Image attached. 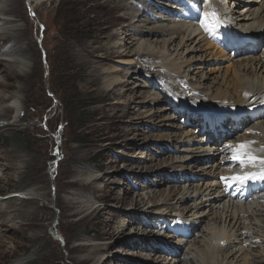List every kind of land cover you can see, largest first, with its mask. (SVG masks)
Here are the masks:
<instances>
[{"label":"rangeland","instance_id":"374dc122","mask_svg":"<svg viewBox=\"0 0 264 264\" xmlns=\"http://www.w3.org/2000/svg\"><path fill=\"white\" fill-rule=\"evenodd\" d=\"M0 1V103L18 98V116H23L19 122L14 121L11 113L0 117V199L14 191H24L28 196H17L26 198L22 210L43 213L40 220L45 219L42 226L17 230L27 221L17 220L15 214H11L9 237H5L6 254H0V264H127V259L131 264H145L141 257L149 255L154 256V260L159 256V259L175 260L173 253L179 252L165 243L172 242L167 238L171 237L169 232L164 234L158 219L148 218L149 215L142 212H154L157 209L154 203L171 201L173 197L163 198L176 187L180 189L190 182L187 179L192 174L188 171L183 178H177L168 169L175 158L185 155L180 144H170L169 134L177 132L167 125L178 126L182 120L176 110L175 113L164 110L165 102L161 104L156 100L160 98L157 86L149 84L154 74L161 72L160 80L164 71L151 65L150 60L134 58L133 62L140 60L150 69L140 72L136 80H129L137 70L125 65V59L116 58L121 49L117 46L124 44L130 43L125 50L134 53L137 39L129 42L122 34L127 31L137 34L136 29L145 25L146 18L155 15H151L153 11L161 15L157 9H163L164 0H143L136 7L124 10L115 6L116 0ZM145 1L146 4H142ZM3 6L6 12H14L1 11ZM144 8L148 9L143 19ZM6 14L9 23L4 20ZM113 34L118 38L113 41L117 42L115 48L110 47ZM164 40L170 41L160 36L148 42H158L152 45L158 50L162 49ZM20 49L26 54V67L22 68L26 76L19 72L20 66L6 61L16 58L14 55H19L15 53ZM107 56L113 57L105 61ZM225 66L228 65L225 63L220 68ZM186 75L192 79L191 83L199 78L194 67L189 68ZM113 76H120L123 82L128 80L130 90L121 86L111 92L104 90L101 79ZM205 79L211 86L209 78ZM167 80L170 82L171 78ZM198 83L204 85L201 81ZM20 87L25 89L24 96L18 92ZM186 89L190 91V87ZM154 101L158 104H152ZM172 115L175 120H170ZM195 130L197 128L186 129ZM114 189L118 194L128 190L131 199L139 202L142 198L144 205L128 207L130 200L127 197L125 200V196L116 199ZM137 194L138 197L134 196ZM153 194L155 199L152 200ZM191 204L184 202L180 209ZM132 213L142 218L131 223L127 217ZM170 223L168 220L165 224L174 225ZM206 224L207 221H202L198 229ZM121 225L126 235L132 233L136 237L133 243H138L137 248L127 250L122 246L121 235L113 237ZM196 231L190 240L196 239ZM142 233H153L148 236L166 245H156L159 253L153 255L151 249H143L141 240L146 242L147 239ZM103 243L107 246L102 251L100 244ZM247 247L248 244L244 248ZM250 249L249 261L259 264L261 250ZM84 257L91 260L79 263Z\"/></svg>","mask_w":264,"mask_h":264},{"label":"bare ground","instance_id":"6f19581e","mask_svg":"<svg viewBox=\"0 0 264 264\" xmlns=\"http://www.w3.org/2000/svg\"><path fill=\"white\" fill-rule=\"evenodd\" d=\"M127 1L116 0L117 3L115 6L124 10L125 8H130V6L136 7L138 4H141L140 2L143 0ZM164 1L170 2L171 0ZM146 2L147 1L142 4H146ZM152 4L156 5L157 3L153 2ZM162 4L165 9L164 13H166L169 6L166 3ZM222 8L225 10L228 17L232 19L233 27H236L245 34H250L257 39L261 38L264 40V0H223ZM6 9L7 8L3 6L1 11L5 10L6 12ZM146 9L148 8H144V12H142L143 19ZM12 12H14V10H9L6 13ZM153 14H155L156 19L146 18L147 21L144 22L145 25H142L138 30L136 29L137 34L130 33V31L122 34V37L129 42L137 39L133 46L134 53L125 50L126 46H131L130 43L129 45L124 44L123 46H117V42L113 43V41L118 39L117 36L115 34L111 35L110 43L112 41L113 45L110 47H121V51L119 50L117 54L118 57L116 58L125 59V62L123 61L125 65L132 66L135 68L134 70H137L135 74L130 75V77L128 76L129 80H136L135 77L140 75V72L147 71L149 67L142 64V61H152L151 65L165 72L160 80V75L158 74L161 72H158L157 75L154 74V79L149 80V84L153 87L155 84H162L161 91L163 95H161L160 92L158 93L160 97L156 99L159 101L158 103L163 104L164 102H168V97L163 92L181 98V103L183 105L181 109L185 107L186 101L195 103L196 107L202 109L201 113H210L211 115L216 113L219 115V119L216 121L220 126L222 125V120L228 116L226 112L232 111L242 116L247 113L249 109H253L264 103V50H261L260 53L252 55L251 57L232 59L229 54L224 53L222 50L217 49L210 42L206 41L204 37L198 34L197 30H192L189 26L175 24L165 16L156 15V12ZM5 16H7V18L4 19L5 22L9 23V15L6 14ZM126 16L122 17L124 21L126 20ZM137 17L141 16H136V18ZM136 21L138 22V20ZM13 22L15 23V20ZM134 24L135 22L132 21V26ZM150 25L153 26L149 27ZM145 26L148 27L146 28ZM121 33H123V31ZM160 36H164L170 39V41H162V49L159 48L157 50V48L152 45L158 42L148 41ZM17 39L20 40L19 36ZM10 53H13V51ZM15 54H19L14 56H20V59L16 57L17 59L12 58L10 61H6L20 66L19 72H21L23 76H26L27 74L22 69L23 66H25L26 54L22 52V49ZM111 57L113 56H107V58L103 59L108 61ZM134 58L142 59V61L137 60L133 62ZM225 63L228 66L220 68V66ZM212 65H215V68H212ZM191 67H194V71H196V74L199 76L197 79L198 81L194 80L195 83H191L192 79H188V75H186L187 70ZM113 73H116V71ZM116 74L118 75L119 73ZM206 77L212 82L211 86L208 85L209 82L205 79ZM166 78H171V81L169 82ZM101 80L104 85V90L108 89V92L113 91L118 86L130 90V84H128V86L126 84L129 83L128 80L123 82L120 76L105 77ZM176 80H184V85L190 87V90L198 94V96L192 95L190 92H187L190 94V96H187L184 90L185 86L181 85ZM199 81L204 85L201 86L198 83ZM144 85L146 86L147 84L144 83ZM166 85H168L169 88ZM172 88H174L175 91H172ZM18 92H21L24 96L25 89L20 87ZM236 95L237 97H235ZM19 102L18 98L13 97L12 100L3 102L2 104L0 103V117H7V114L11 113L13 114L12 118L15 119V122L21 121L23 116H21V118L19 117L21 114L18 116L20 111ZM158 103L154 101L152 104ZM165 107L164 110H168V113L173 112L172 109H168L166 104ZM207 107L209 108L208 110L204 109ZM164 110H162V112ZM188 111V108L185 107V114ZM20 113H22V110ZM151 117L153 118V115ZM175 119L173 115L172 119L170 118V120ZM6 126L7 125H5V127ZM167 126L174 128L177 132V134H169L170 144H173V146L180 144V146L183 147L181 151L185 155L175 158V160L172 161L168 168L170 170L169 172H172L177 178H183L182 175L186 174V171H188V174H192V180H188L190 181L188 186L184 183V186L180 189L176 187L175 190H171L170 194L164 198L163 195H159V197H162L164 200L169 197L173 198L167 203H154L153 206L157 209L154 212L143 211L142 215H149L148 218L155 216L158 222L161 218L168 219L176 224L181 222L184 226L183 228L172 229L169 227L173 237L167 238L172 242L169 243L165 241L167 246L169 245L179 253L176 251L173 253L175 260H173V258L168 260L163 257L164 261L163 259H159L160 256L154 260V256L150 258L151 255L147 258L141 257V259L144 260L145 264H180L181 262H184V264H255L248 259V257L252 256L249 250H251L250 248H258L261 250V252H259L261 260L259 264H263L264 195L251 197L249 199L247 195H243L241 192L230 193L228 190L235 185L239 186V184L232 179L233 177L247 174L249 171L264 172V168L260 166V161L264 160V118L259 120L256 124H253L251 128L244 130V134L241 137L233 141H228L222 148H220L219 142L212 141L210 143H205L201 138L202 136L199 135V132L194 134L193 132L188 133V131H183L180 124H178V126L177 124L176 126H174V124ZM226 130L230 129L227 128ZM162 136L165 137L164 134ZM240 145H244L245 147L240 148ZM238 149L242 151L241 153H246L247 156L253 157L255 163L246 160L245 164L241 166L238 160L234 162L233 155L234 153L239 154L237 151ZM256 161L258 163H256ZM204 162H206V165H202ZM192 163L195 164L193 165ZM196 164H199V166H195ZM9 170H11V168ZM222 177L227 179L222 180ZM220 179L222 180L225 194L222 191ZM9 180L10 183L11 179ZM0 181L2 180L0 179ZM191 181L197 184L193 186V182ZM257 181L260 187L264 188V179H257ZM115 190L116 189L112 190V192L116 199L125 196V200H127L126 197L130 200L131 203L127 204L128 207L131 208L134 206L138 208L140 204L144 205V199L142 198L139 202L136 199L135 201L133 198L131 199L128 190L123 191V194L119 192L120 195L117 193V190ZM0 192H2L1 189ZM132 193H134V191H131V194ZM18 194L27 195L24 191H14L10 196L0 199V254H6L5 249L7 247L5 237H9L8 229H10V227L8 223L12 219L11 214H15V219L17 220L23 219L27 221L23 227H19L17 230L20 228H36L45 220H40V215H43V213L31 212L29 209L22 210L26 198H17V196H22ZM134 196L138 197L139 195L137 194ZM153 196L154 194L151 197L152 200L155 199ZM134 202L135 204H133ZM184 202H191L192 204L187 208L180 209V204ZM8 205L11 209H8ZM89 217H91V215H89ZM47 218L46 215V221ZM127 218L129 222L135 223L142 217L138 216V213H132ZM202 221H207V224L203 226L202 229H200V227L198 229ZM6 226L7 228H5ZM123 228L124 227L121 225L120 229L118 228L119 231L116 234L114 232L113 237L117 236L118 238L121 235L122 246L127 250L137 248L138 243L137 245L133 243L136 237L131 235L132 233H127L126 235ZM184 228H186V230ZM194 229L197 230L196 239L190 240L192 236H195L193 233ZM1 230L5 231L2 232ZM11 231L15 230L11 229ZM149 234L153 233L141 234L142 236L145 235L144 237L148 241L145 242L141 240V243L145 246V248L143 247L144 250L149 248L151 249L150 252L155 255V253H159L160 249L157 248L156 245L166 244L158 241L160 239H154V236H148ZM164 234H167V231H164ZM126 236L128 239H126ZM247 244L248 247L245 249L244 247ZM100 246L103 251L107 245L103 243L100 244ZM71 250H75V248ZM170 251L173 250L170 249ZM125 252L128 253L129 251ZM180 255L181 257L183 256L182 260L179 257ZM184 258H186V260H184ZM80 260L79 263H82L91 260V258L84 257L80 258ZM127 260L131 261L130 259ZM129 261H126L128 262L127 264H131Z\"/></svg>","mask_w":264,"mask_h":264},{"label":"snow or ice","instance_id":"6c2138e0","mask_svg":"<svg viewBox=\"0 0 264 264\" xmlns=\"http://www.w3.org/2000/svg\"><path fill=\"white\" fill-rule=\"evenodd\" d=\"M239 147L240 148H244L245 146L244 145H240ZM237 160L239 161V163L241 164V166H243L245 164L246 160L247 161H250L252 163H255V159L253 157L247 156L246 153H239V154H235L234 153V155H233V161L236 162ZM260 166L262 168H264V160L260 161ZM221 179L222 180H226L227 178L222 177ZM232 179L234 181L238 182V183H245L248 180L264 179V172H261L260 174L248 173V174L241 175V176H238V177H233Z\"/></svg>","mask_w":264,"mask_h":264}]
</instances>
